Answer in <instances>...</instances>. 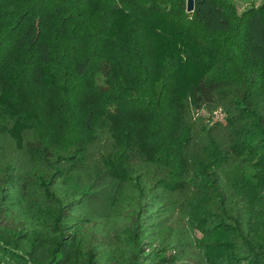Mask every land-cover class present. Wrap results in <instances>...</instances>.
<instances>
[{
	"label": "trees",
	"instance_id": "trees-1",
	"mask_svg": "<svg viewBox=\"0 0 264 264\" xmlns=\"http://www.w3.org/2000/svg\"><path fill=\"white\" fill-rule=\"evenodd\" d=\"M229 1L194 0L193 12L183 2L182 14L164 0H0V264H264V212L238 181L245 142L264 149V0L240 19ZM135 21V58L152 70L146 113L165 107L181 123L180 171L122 149L106 116L96 127L87 112L68 147L42 135L36 109L18 113L25 71L34 88L64 90L59 63L78 28L94 26L101 51ZM197 28L227 54L243 41L248 64L224 62ZM87 49L80 76L115 75L112 56Z\"/></svg>",
	"mask_w": 264,
	"mask_h": 264
},
{
	"label": "rangeland",
	"instance_id": "rangeland-1",
	"mask_svg": "<svg viewBox=\"0 0 264 264\" xmlns=\"http://www.w3.org/2000/svg\"><path fill=\"white\" fill-rule=\"evenodd\" d=\"M114 1L131 4L137 0H107L109 3L105 8L111 6ZM164 1L170 2L169 5L172 6V9L179 10L182 14L183 2L187 8L188 0H180L181 5L179 0ZM262 2L263 0L229 1L233 5L235 16L239 19L245 12L258 7ZM73 4L75 5V2ZM78 18L79 15L73 17L70 23L72 29L77 25ZM85 26L83 29H77L76 41L72 42L73 45L68 50V56L59 63V84L64 87V90L47 87L34 88L31 85L28 72L25 71L29 64L25 63L26 79L19 89L17 101L22 110H18V113L25 108L36 109L35 112L42 120V135L57 144L68 147L74 145L76 143L74 141L87 132V127H85L87 112L90 111L92 114L90 124L96 127L99 122L104 121L106 116V120L114 124L122 149L136 144L155 156L162 155L168 160V163H174L175 170L180 171L181 169L177 165L180 162L183 147L181 123L173 118L165 107L158 109L156 116L151 118L146 113L148 109H145L147 105L144 96L148 95V79L151 77L152 70L147 63L135 58L138 54L141 55L144 49V43H141V32L138 28L139 23L135 21L132 24L128 37L121 41L122 45H108L104 50H101L115 59L113 64L116 72L113 76L98 72L97 68L89 69L93 71L88 70L85 76H80L81 73L75 68V59L76 61L83 59L81 58L85 56L83 50H86L87 47L86 53L88 54L101 53L100 48L96 47L91 39V34L96 28L87 23ZM196 31L204 45L211 47L214 44L218 45L216 49L221 56L220 59L224 62H230L233 65H235L233 61L247 63L241 51V48H244L243 41L227 54L226 49L224 50L220 45L218 36L210 34L202 28H197ZM54 39L57 40V45L65 44L59 36H55ZM62 52L63 49L58 50L59 55ZM25 58L27 62L30 58L28 53ZM167 121L168 125H166ZM245 144H247L246 147H242L241 150L247 161L246 166L239 170L238 181L264 212V149L250 141Z\"/></svg>",
	"mask_w": 264,
	"mask_h": 264
},
{
	"label": "water",
	"instance_id": "water-1",
	"mask_svg": "<svg viewBox=\"0 0 264 264\" xmlns=\"http://www.w3.org/2000/svg\"><path fill=\"white\" fill-rule=\"evenodd\" d=\"M194 0H188L187 2V12H193L194 11Z\"/></svg>",
	"mask_w": 264,
	"mask_h": 264
},
{
	"label": "built area",
	"instance_id": "built-area-1",
	"mask_svg": "<svg viewBox=\"0 0 264 264\" xmlns=\"http://www.w3.org/2000/svg\"><path fill=\"white\" fill-rule=\"evenodd\" d=\"M215 119H217V120H222V114L220 113V112H217L216 114H215Z\"/></svg>",
	"mask_w": 264,
	"mask_h": 264
}]
</instances>
